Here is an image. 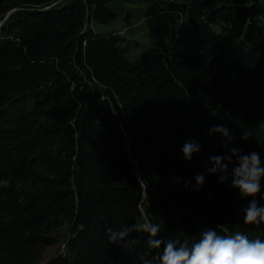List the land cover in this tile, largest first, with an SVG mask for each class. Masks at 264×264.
<instances>
[{
	"label": "trees",
	"instance_id": "1",
	"mask_svg": "<svg viewBox=\"0 0 264 264\" xmlns=\"http://www.w3.org/2000/svg\"><path fill=\"white\" fill-rule=\"evenodd\" d=\"M125 1L0 0V264H40L65 222L67 249L46 264H139L147 233L121 247L104 224L264 237L231 178L185 187L227 151L214 124L264 153V0H150L154 43L136 59L120 32L91 25ZM190 138L203 148L187 161Z\"/></svg>",
	"mask_w": 264,
	"mask_h": 264
},
{
	"label": "clouds",
	"instance_id": "2",
	"mask_svg": "<svg viewBox=\"0 0 264 264\" xmlns=\"http://www.w3.org/2000/svg\"><path fill=\"white\" fill-rule=\"evenodd\" d=\"M209 137L220 136L227 151L210 154L204 171L194 176L195 184L185 182V187L199 191L208 174H216L219 182L231 178V186L238 190L248 203L242 208L243 222L256 227L264 226V153L247 152L241 146L231 145L234 135L225 124H214L207 130ZM242 139L249 140V133L242 132ZM231 145V146H230ZM203 144L195 139L186 140L181 152L187 161L201 152ZM107 239L111 244L130 247L137 238L133 232L147 233L146 246L139 256V264H264V237H250L247 233L217 231L216 227L199 229L198 238L164 239L159 235L158 223L104 224ZM157 254L156 250H160Z\"/></svg>",
	"mask_w": 264,
	"mask_h": 264
},
{
	"label": "rangeland",
	"instance_id": "3",
	"mask_svg": "<svg viewBox=\"0 0 264 264\" xmlns=\"http://www.w3.org/2000/svg\"><path fill=\"white\" fill-rule=\"evenodd\" d=\"M150 0H131L124 2V10L120 16L111 22L93 20L91 25L97 32H120L125 37V45L129 47V57L138 58L144 51L153 45L154 40L149 33L144 11ZM2 22H0V25ZM68 222L53 230V243L42 247L40 264H46L48 260L67 249L66 238L69 234Z\"/></svg>",
	"mask_w": 264,
	"mask_h": 264
},
{
	"label": "water",
	"instance_id": "4",
	"mask_svg": "<svg viewBox=\"0 0 264 264\" xmlns=\"http://www.w3.org/2000/svg\"><path fill=\"white\" fill-rule=\"evenodd\" d=\"M14 10H15V9H13L12 11H10V12L8 13V15H10Z\"/></svg>",
	"mask_w": 264,
	"mask_h": 264
}]
</instances>
